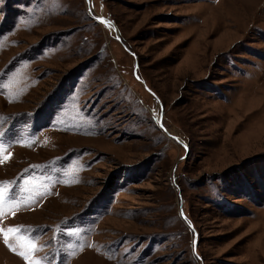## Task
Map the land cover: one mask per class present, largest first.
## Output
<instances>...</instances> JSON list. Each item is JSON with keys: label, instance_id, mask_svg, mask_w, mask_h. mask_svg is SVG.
I'll use <instances>...</instances> for the list:
<instances>
[{"label": "rangeland", "instance_id": "obj_1", "mask_svg": "<svg viewBox=\"0 0 264 264\" xmlns=\"http://www.w3.org/2000/svg\"><path fill=\"white\" fill-rule=\"evenodd\" d=\"M0 133V264H264V0H0Z\"/></svg>", "mask_w": 264, "mask_h": 264}, {"label": "snow or ice", "instance_id": "obj_2", "mask_svg": "<svg viewBox=\"0 0 264 264\" xmlns=\"http://www.w3.org/2000/svg\"><path fill=\"white\" fill-rule=\"evenodd\" d=\"M3 135H4V133H0V136H3ZM6 198H7V192H6V190L4 192H0V202H2ZM17 231H18V229L9 228L7 230V232L4 233L5 242L8 241V238H9L8 237V233H14V232H17ZM29 247H30L31 250H35V245L34 244L30 245ZM24 258L27 260L28 259V256L25 255ZM32 264H39V261H32Z\"/></svg>", "mask_w": 264, "mask_h": 264}]
</instances>
